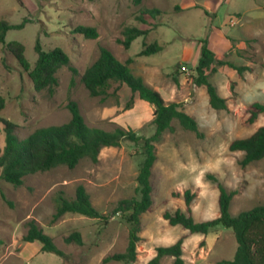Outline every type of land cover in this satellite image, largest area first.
<instances>
[{"label":"rangeland","instance_id":"1","mask_svg":"<svg viewBox=\"0 0 264 264\" xmlns=\"http://www.w3.org/2000/svg\"><path fill=\"white\" fill-rule=\"evenodd\" d=\"M142 9L161 13L155 18L147 15L146 23H141L137 17ZM1 16L0 20L11 25L29 20L23 29L8 31L0 44V118L15 126L20 140L36 129L67 123L69 100L78 104L88 127L112 131L119 126L145 138L153 135V107L137 95L132 97L126 86L114 95L116 85L111 84L102 102L100 97H91L80 82L84 71L98 59L100 47L122 63L131 59L135 76L160 91L167 104H181L198 123L202 138L174 121L173 131L164 132L154 144L152 206L141 217L137 259L131 264H147L158 247L170 246L181 237L185 264L231 261L237 248L231 230L218 226L207 235L190 234L169 225L163 215L184 211L183 194L189 190L194 195L193 219L216 218L217 184L227 192L236 191L229 208L234 217L264 205V158L241 167L243 153L228 150L232 141L245 139L264 126V114L251 124L245 113L253 103L264 104V0H142L139 5L132 0H0ZM131 26L148 33L124 49L117 41L122 39V30ZM78 27L94 28L98 37L85 38L76 31ZM201 40L208 41L219 59L252 69L239 75L228 66L215 65V71L207 72L218 96L226 100L225 110L213 109L206 89L194 83ZM37 41L46 52L61 49L78 73L73 76L69 67H61L52 96L36 92L28 73L6 50L11 42L22 44L32 69ZM154 44L162 50L140 56L145 46ZM131 98L132 108L125 111ZM0 128L3 148L1 123ZM142 162L141 143L124 141L119 147L102 149L97 163L84 159L74 169L60 166L35 173L19 187L0 179V264H103L105 257L124 252L129 225L116 208L122 200L139 198L137 176ZM79 185L92 206L107 216V222L68 213L51 223L57 195L71 200ZM30 220L36 221L66 258L43 253L37 242L31 243L39 247L33 250L22 241ZM75 232L81 235L82 246L65 243ZM172 263L171 257L160 261Z\"/></svg>","mask_w":264,"mask_h":264},{"label":"trees","instance_id":"2","mask_svg":"<svg viewBox=\"0 0 264 264\" xmlns=\"http://www.w3.org/2000/svg\"><path fill=\"white\" fill-rule=\"evenodd\" d=\"M141 1L132 0L135 5H139ZM160 13L157 9H142L137 20L146 23L145 16L155 18ZM28 22L29 20L25 18L21 24L11 25L5 20H0V44H4L8 31L23 29ZM76 31L88 39L98 37L94 28L78 27ZM147 33V30L132 26L125 27L121 32L122 39L117 42L124 49H129L134 40ZM199 43L194 83L198 87L206 89L209 104L213 109L225 110L226 100L218 96L215 87L208 80L207 72L215 71V65L228 66L237 71L239 75L245 71L251 72L252 69L238 67L231 62L219 59L217 54L209 49L207 40H201ZM6 50L13 55L21 69L28 73L36 92L46 91L48 95L52 96L58 85L56 73L61 67H69L73 76L78 74L77 70L70 66L69 58L61 49L56 48L46 52L42 50L39 41L34 47L37 59L32 69L25 57V49L22 44L11 42L6 45ZM161 50V46L157 44L145 46L140 56L153 55ZM131 63V59L125 63L118 61L109 50L100 47L98 59L84 71L80 82L91 97H100L102 102L107 99L108 87L114 84L116 85L113 91L114 95L120 87L126 85L132 97L137 95L140 100L152 106L153 119L150 124L153 126L154 133L148 138L138 136L135 131L119 126L112 131L88 127L80 113L78 104L72 100H69L67 104V110L70 113V120L67 123L36 129L23 140L16 136L13 124L0 118L4 132V146L0 148V179L13 187L21 186L29 175L46 172L56 167L64 166L74 169L84 159L97 163L102 149L119 147L124 141L136 145L141 143L143 162L137 176L139 198L122 200L116 208V212H121L129 225L128 243L124 252L105 257L102 260L103 264L110 262L131 264L137 259V245L141 232L140 220L152 206L150 179L156 161L154 144L160 140L164 132L173 131L172 122L174 121H177L183 130L202 138L198 123L183 111L182 105L167 104L160 91L147 86L140 77L133 74L130 68ZM2 108L3 101L0 98V111ZM131 108L132 98L125 104L124 110L127 111ZM245 113L248 115L247 122L252 124L260 115L264 114V104L253 103L245 109ZM228 150L243 153V158L239 162L241 167L262 160L264 158V126L259 127L245 139L232 141ZM217 188L219 195L216 218L196 222L190 208L194 195L187 190L183 194L185 210H176L174 213L165 212L164 219L169 225L180 226L190 234L207 235L218 226L231 230L237 243L234 257L231 261H222L219 264H264V205L243 211L234 217L230 214L229 208L236 191L227 192L220 184H217ZM68 213L90 219H102L107 222V216L100 214L92 206L88 193L81 185L76 188L75 196L71 200L66 199L62 193L57 195L51 223H55ZM25 225L27 231L22 238L24 243L37 242L41 245L43 253H51L62 259L66 258L65 254L56 247L52 238L43 232L36 221L30 220ZM64 241L66 244L83 245L81 235L77 232L69 235ZM183 241L184 237H181L170 246L158 247L155 250V256L147 264H160L164 257L173 258L172 264H185L182 258Z\"/></svg>","mask_w":264,"mask_h":264},{"label":"crops","instance_id":"3","mask_svg":"<svg viewBox=\"0 0 264 264\" xmlns=\"http://www.w3.org/2000/svg\"><path fill=\"white\" fill-rule=\"evenodd\" d=\"M0 18H3L2 16ZM126 86V85H123L122 88ZM127 87V86H126ZM141 121V120H140ZM29 246L32 247L33 250H35L38 246H35L34 244H31L29 243ZM39 248V247H38Z\"/></svg>","mask_w":264,"mask_h":264}]
</instances>
